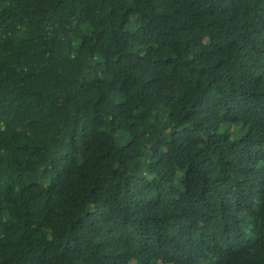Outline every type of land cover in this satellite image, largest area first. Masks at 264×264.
Wrapping results in <instances>:
<instances>
[{"label":"trees","instance_id":"trees-1","mask_svg":"<svg viewBox=\"0 0 264 264\" xmlns=\"http://www.w3.org/2000/svg\"><path fill=\"white\" fill-rule=\"evenodd\" d=\"M131 263L264 264V0H0V264Z\"/></svg>","mask_w":264,"mask_h":264},{"label":"rangeland","instance_id":"rangeland-1","mask_svg":"<svg viewBox=\"0 0 264 264\" xmlns=\"http://www.w3.org/2000/svg\"><path fill=\"white\" fill-rule=\"evenodd\" d=\"M217 131L220 132V133H223V134L229 133V134H231V135H238L239 132H240V129H239V127H237V126H225V125H223V126H220V127L217 129ZM247 238H248L249 240H251L252 235L247 234ZM131 264H133V263H131Z\"/></svg>","mask_w":264,"mask_h":264}]
</instances>
